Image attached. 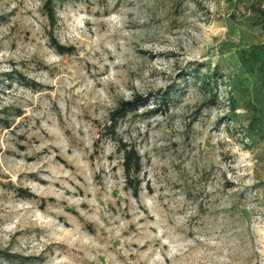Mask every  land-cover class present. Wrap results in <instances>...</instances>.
<instances>
[{"label": "rangeland", "instance_id": "rangeland-1", "mask_svg": "<svg viewBox=\"0 0 264 264\" xmlns=\"http://www.w3.org/2000/svg\"><path fill=\"white\" fill-rule=\"evenodd\" d=\"M43 3L0 0V264H264V0Z\"/></svg>", "mask_w": 264, "mask_h": 264}, {"label": "trees", "instance_id": "trees-1", "mask_svg": "<svg viewBox=\"0 0 264 264\" xmlns=\"http://www.w3.org/2000/svg\"><path fill=\"white\" fill-rule=\"evenodd\" d=\"M233 1V0H229ZM53 2L54 0H44L43 3V9H44V15L49 23V27H53L55 24V11L53 8ZM257 12L260 16V21H264V10L257 9ZM53 46L55 50L58 53H63L65 50L63 47L58 45L56 42L53 43ZM258 56L264 57V45L262 46H256L253 47L250 51H247L243 53L240 57V62L244 65L249 64V66L255 65L258 59H256ZM194 73L196 74V78L199 80L200 85L202 88L209 90L210 89V80L213 73H205L201 74L196 69L194 70ZM215 73V71H214ZM262 90H264V83H262ZM165 94H161L159 96L162 101H164ZM136 101L133 102H124L121 103L115 111H113L109 115V128L112 130L115 128L117 121L120 119H123L129 112H131L134 109ZM230 109H231V122H235L239 117H235L234 115V100L233 98L229 99ZM247 130V129H245ZM250 139V138H249ZM119 152L122 154V171L125 179L126 185L131 186L132 181H135L138 174L140 173V158L135 151V149L128 147L126 144H120L118 147ZM135 191V189H134ZM134 196H136V192H134Z\"/></svg>", "mask_w": 264, "mask_h": 264}]
</instances>
